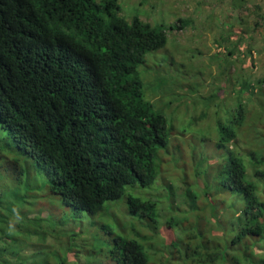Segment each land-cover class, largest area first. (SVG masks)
<instances>
[{
  "label": "trees",
  "instance_id": "obj_1",
  "mask_svg": "<svg viewBox=\"0 0 264 264\" xmlns=\"http://www.w3.org/2000/svg\"><path fill=\"white\" fill-rule=\"evenodd\" d=\"M248 1L252 0L227 2L230 9H247L246 18L251 13L255 16L251 27L245 20L231 23L227 33H237L235 44L242 36L249 37L254 28L260 26L264 30V0L252 1L250 6L245 3ZM42 12L56 17L54 20L60 23L55 25L56 30L45 22ZM72 20L79 26L76 29L79 30L78 42L61 31L65 22ZM177 21V26L169 25V28H181L182 24ZM2 36L26 46L27 55L20 63L12 46L9 47L5 68L0 72V125L11 139L10 143L0 142V147L6 145L24 152L32 159L34 167L42 169L50 178L51 191L77 210L93 214L103 208L106 200L125 194L129 214L156 222L155 202L124 190L126 186L141 187L156 181L160 169L155 159L167 152L170 141L173 148H179L172 135V119L167 122L140 96L143 92L141 77L146 76H142L137 67L147 51L165 44L163 26H151L137 16L125 19L117 0H101L100 3L93 0H0ZM229 38L226 35L221 42ZM83 39L86 45L81 43ZM250 45L242 43L236 49L233 46L227 54L230 57L238 51L241 56L252 58ZM251 60L247 58L245 62L249 64ZM254 82L264 85V78ZM249 87L253 89L243 81L238 90L243 88L248 92ZM190 96L191 105L196 107L198 98ZM236 107L241 110L242 105ZM226 113V121L218 116L214 121L218 142L214 147L219 150L235 140L240 127L241 112L229 107ZM196 119L190 116L189 123ZM228 147L223 164L211 165L215 167L211 171L212 180L230 191L241 192L244 215L247 208L253 209L259 204L264 209V201L258 203L255 187L244 177L240 157L234 154L232 146ZM206 166L202 172L208 174L211 166ZM0 209L7 216L8 207L0 203ZM255 212L251 214L254 220ZM11 220L12 216L7 222ZM119 229L110 237L101 238L99 227L93 231L90 228L89 242L81 239L80 234L76 235L79 245L72 238L63 252L53 253L56 255L53 263L151 264L144 247L148 237L137 232L129 236L123 227ZM261 229V223L256 221L242 229L239 227L238 233L230 239L231 244L237 236L248 232L258 235ZM199 248L192 259L194 264L216 259L215 252L202 251L204 244ZM81 252L87 257L74 258ZM39 260L33 259L31 254H19L7 236L0 238V264H36L35 261L39 264ZM153 264H168V259L161 257ZM259 264H264V257Z\"/></svg>",
  "mask_w": 264,
  "mask_h": 264
},
{
  "label": "rangeland",
  "instance_id": "obj_2",
  "mask_svg": "<svg viewBox=\"0 0 264 264\" xmlns=\"http://www.w3.org/2000/svg\"><path fill=\"white\" fill-rule=\"evenodd\" d=\"M252 1L245 3L250 6ZM227 2L117 0L125 19L137 16L151 26L165 28V44L146 52L137 70L146 76L141 77L144 99L167 122L172 119V135L179 148H173L170 141L167 152L155 159L160 169L157 181L141 187L126 186L124 190L154 201L156 222L129 214L125 194L106 200L103 208L93 214L73 208L51 191L50 178L34 167L31 158L5 145L0 147V203L9 210L4 216L0 209V238L7 236L19 254H31L35 260L45 257L46 264H54L53 253L63 252L72 238L79 245L76 235L89 242L90 228L93 231L99 227L101 238H108L123 227L129 236L137 232L148 237L144 247L151 264L161 257L168 259V264H194L192 259L201 244L205 246L202 251L215 252L217 256L202 264H259L264 257L263 207L259 204L247 208L244 215L241 192L221 187L211 174L215 168L211 165H222L228 145L232 146L243 164L245 179L255 187L258 203L264 201V85L254 82L264 78V30L260 26L254 28L249 37L244 35L235 44L237 33H227L231 23L245 20L251 27L255 16L251 13L246 18L247 9H230ZM177 19L182 27L169 28L178 24ZM226 35L230 36L228 41L221 42ZM248 42L252 58L243 57L238 51L229 57V48ZM247 58L252 59L249 64L245 62ZM243 81L253 89L239 91ZM190 95L198 98L196 107L191 105ZM238 104L242 105L241 110L236 107ZM229 107L241 112L240 127L235 140L219 150L214 147L218 143L214 121L217 116L226 121ZM190 116L197 119L189 123ZM0 142H11L1 125ZM206 165L211 166L208 174L202 172ZM16 210L22 219L17 220ZM255 211L256 220L251 216ZM252 221L261 223L260 233H244L231 244L239 227ZM82 256L87 254L81 252L74 258Z\"/></svg>",
  "mask_w": 264,
  "mask_h": 264
},
{
  "label": "clouds",
  "instance_id": "obj_3",
  "mask_svg": "<svg viewBox=\"0 0 264 264\" xmlns=\"http://www.w3.org/2000/svg\"><path fill=\"white\" fill-rule=\"evenodd\" d=\"M93 1H95L97 3H100L101 2V1H96V0H93ZM41 14L44 17L45 22L46 21L48 22V25L50 26V28L56 30L55 25L60 24V23H58L57 21L54 20V19H56V17L53 16V15H48L45 12H42ZM173 25H175V24H173ZM176 26H177V24H176ZM76 29H79V26L76 25L75 20H72L71 22H65V25H63V28L61 29V31L64 32V33H66V34H63V33H61V34H63L64 36H66V37H68V38H70V39L78 42L79 41V30H76ZM174 29L175 30H178L179 28L177 27V28H174ZM81 43L84 44V45H86V40L83 39L81 41ZM11 46H12V50H13L14 54L19 59L20 63L24 60L25 56L27 55V48H26V46L18 45L15 41H13L12 39L7 38L5 36L0 37V72L3 71L4 68H5L6 60L8 58L7 49L9 47H11ZM140 96H141V98L144 101H146L144 99V97H143V92H142V94ZM146 102H148L151 105V103L149 101H146ZM156 181H157V179H156ZM15 216L17 217V220L22 219V216H20V213H19L18 210L15 211ZM9 227L11 229V225ZM43 259H44V257H42L39 260V264H44L45 263V262H43Z\"/></svg>",
  "mask_w": 264,
  "mask_h": 264
}]
</instances>
